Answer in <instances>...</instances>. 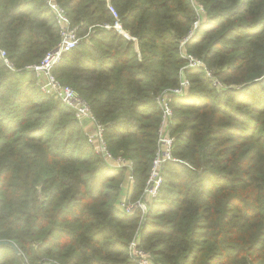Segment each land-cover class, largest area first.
Returning a JSON list of instances; mask_svg holds the SVG:
<instances>
[{
    "label": "trees",
    "instance_id": "1",
    "mask_svg": "<svg viewBox=\"0 0 264 264\" xmlns=\"http://www.w3.org/2000/svg\"><path fill=\"white\" fill-rule=\"evenodd\" d=\"M56 1L80 39L54 73L89 102L111 153L131 160V201L157 151V96L182 76L189 89L171 96L173 159L157 194L128 214L125 168L97 155L72 109L24 69L59 40L52 10L0 0L12 63L0 58V264H137L136 236L163 264H264V0H194L205 10L195 28L192 0Z\"/></svg>",
    "mask_w": 264,
    "mask_h": 264
},
{
    "label": "built area",
    "instance_id": "2",
    "mask_svg": "<svg viewBox=\"0 0 264 264\" xmlns=\"http://www.w3.org/2000/svg\"><path fill=\"white\" fill-rule=\"evenodd\" d=\"M47 5L52 10L54 20L59 32V40L55 46L50 49L42 59L35 64H29L24 67L25 70L33 71L36 83L43 92L60 99L65 105L70 107L75 115L76 120L82 126L87 142L91 145L93 151L99 155L105 162L116 168H125L127 174V181L132 186L133 174L130 172L132 162L122 156H115L111 153L107 146L104 136V125L100 123L94 115L89 102L85 100L76 89L72 86L62 83L54 73V69L60 62L63 54L75 48L79 42V37L76 33L75 27H72L65 10L59 5L56 0H46ZM193 7L197 13V18L193 23L195 28L203 17L205 12L204 7L192 0ZM109 9L114 16L116 13L113 7L109 4ZM115 27L121 30L120 25L116 22ZM193 31L187 35L181 42V45L192 35ZM184 52V51H183ZM0 58L9 67H12L11 61L7 57L6 51L0 47ZM189 66H203L207 76L212 78L213 84L221 87L223 84L213 77L212 72L207 69L204 63L192 55H186ZM189 81L186 77L182 76L179 84L172 89L163 91L157 96L156 102L161 109V119L158 127V140L157 151L152 159L151 169L149 176L146 180L143 194L135 201L130 200V193L120 201V208L130 214L136 209L145 212L147 205L153 198L162 183L161 165L166 160L173 159L172 145L173 138L169 135L168 125L173 116V109L170 105L171 96L175 94L186 95L188 92ZM124 187L123 182L121 188ZM130 255L136 260L137 264H163L161 262L153 261L152 257L143 248L139 246L138 236L134 237L129 243Z\"/></svg>",
    "mask_w": 264,
    "mask_h": 264
},
{
    "label": "crops",
    "instance_id": "3",
    "mask_svg": "<svg viewBox=\"0 0 264 264\" xmlns=\"http://www.w3.org/2000/svg\"><path fill=\"white\" fill-rule=\"evenodd\" d=\"M123 184H124V187L121 189L122 190L121 193H123L124 195L120 196L119 201L123 200L126 197V195L128 194V192H131V190H132V186L127 181V174L125 175V178L123 180Z\"/></svg>",
    "mask_w": 264,
    "mask_h": 264
},
{
    "label": "rangeland",
    "instance_id": "4",
    "mask_svg": "<svg viewBox=\"0 0 264 264\" xmlns=\"http://www.w3.org/2000/svg\"><path fill=\"white\" fill-rule=\"evenodd\" d=\"M119 29H120V28H119ZM120 31H121L122 33H124V34L126 33V32H124V31H122V29H121ZM122 195H124V194H123V193H121V196H122Z\"/></svg>",
    "mask_w": 264,
    "mask_h": 264
},
{
    "label": "water",
    "instance_id": "5",
    "mask_svg": "<svg viewBox=\"0 0 264 264\" xmlns=\"http://www.w3.org/2000/svg\"><path fill=\"white\" fill-rule=\"evenodd\" d=\"M124 34V33H123ZM124 35H126V34H124ZM2 243V241H0V244ZM16 251H17V249H15Z\"/></svg>",
    "mask_w": 264,
    "mask_h": 264
}]
</instances>
